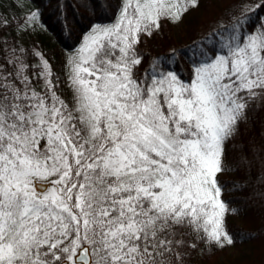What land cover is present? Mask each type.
<instances>
[{
  "label": "snow or ice",
  "instance_id": "snow-or-ice-1",
  "mask_svg": "<svg viewBox=\"0 0 264 264\" xmlns=\"http://www.w3.org/2000/svg\"><path fill=\"white\" fill-rule=\"evenodd\" d=\"M198 4L118 0L63 81L41 51L0 41V264H185L191 237L234 244L217 176L264 102V19L237 18L141 70L143 38ZM38 20L28 9L21 37Z\"/></svg>",
  "mask_w": 264,
  "mask_h": 264
},
{
  "label": "trees",
  "instance_id": "trees-1",
  "mask_svg": "<svg viewBox=\"0 0 264 264\" xmlns=\"http://www.w3.org/2000/svg\"><path fill=\"white\" fill-rule=\"evenodd\" d=\"M23 3L26 8L20 0H0V17L11 21L10 26L0 30V41L6 40L9 45L18 42L30 52L41 51L62 81L66 76L62 56L71 53L93 25L112 22L118 14V0H23ZM28 9L37 11L39 20L21 37L17 25ZM245 15L250 23L264 19V0H199L197 7L184 14L181 33L176 34L174 25L163 20L159 31L143 38L138 46L145 57L141 70L148 66L149 59L163 60L173 49H187ZM30 37L32 43L28 41ZM176 59H180L179 53ZM183 66L182 62L180 68ZM61 87L63 95L69 97L70 90L65 84ZM245 144L256 153L251 164L239 161L242 155L239 149ZM224 164L231 170L219 173L217 180L222 189L221 199L228 209L225 229L234 244L221 250L191 237L188 243L196 247L187 251L185 264H264V183L257 179L258 174L264 178V102L255 101L247 119L241 122L239 135L227 145Z\"/></svg>",
  "mask_w": 264,
  "mask_h": 264
},
{
  "label": "rangeland",
  "instance_id": "rangeland-1",
  "mask_svg": "<svg viewBox=\"0 0 264 264\" xmlns=\"http://www.w3.org/2000/svg\"><path fill=\"white\" fill-rule=\"evenodd\" d=\"M113 22V21H112ZM112 22H109V23H105V24H95V25H93V26H107V25H110ZM174 25V30H175V32H176V34H179V33H181V31H182V22H180V23H178V24H173ZM92 26V27H93ZM89 32L90 31H88L83 37H82V39H81V42H80V44L71 52V53H69V54H66L65 56H62V54L60 55V56H62L63 57V59L66 61L69 57H71L72 55H73V53L79 48V46L81 45V43L83 42V39H84V37L86 36V35H88L89 34ZM32 40V38L30 37L29 39H28V41H31ZM33 41H31L30 43H32Z\"/></svg>",
  "mask_w": 264,
  "mask_h": 264
}]
</instances>
